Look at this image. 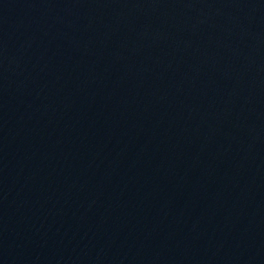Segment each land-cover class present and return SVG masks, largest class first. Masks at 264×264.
<instances>
[{
	"label": "water",
	"instance_id": "95a60500",
	"mask_svg": "<svg viewBox=\"0 0 264 264\" xmlns=\"http://www.w3.org/2000/svg\"><path fill=\"white\" fill-rule=\"evenodd\" d=\"M0 264H264V0H0Z\"/></svg>",
	"mask_w": 264,
	"mask_h": 264
}]
</instances>
